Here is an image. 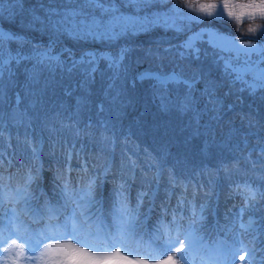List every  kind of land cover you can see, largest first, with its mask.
Instances as JSON below:
<instances>
[{
    "label": "trees",
    "instance_id": "obj_1",
    "mask_svg": "<svg viewBox=\"0 0 264 264\" xmlns=\"http://www.w3.org/2000/svg\"><path fill=\"white\" fill-rule=\"evenodd\" d=\"M173 4L184 7L178 0H157L143 10L127 4L118 6L122 13L142 16L152 12V16L168 12ZM66 6L61 0H22L21 4L3 0L0 28L23 32L25 37L47 45L49 32L39 24L35 31L25 30L24 25L33 15L43 17L49 8ZM95 15L101 14L97 10ZM256 22L264 23L259 19ZM251 23L246 19L237 25L226 16L220 20L205 18L203 23L187 25L182 32L152 23L138 34L121 37L111 45L90 38L78 41L69 35L52 37L57 39L56 51L70 49L77 58L88 50L115 53L122 46L130 48L132 51L125 61L128 81L145 70L168 72L179 66L186 73L200 72L205 80L219 85L215 95L224 107L213 113L212 105L207 104L208 110L202 111L199 117L202 135L191 137V114L161 113L150 81L137 82L132 88L123 77L113 80L106 62L100 61L95 81L89 85L87 106L82 107L79 123H75V118L70 121L68 116L75 110L77 99L86 95L77 87L82 77L79 74L69 77L57 71L56 87L49 90L42 106H33L34 98L28 95L25 83L26 66L21 65L16 69V83L5 88L0 102L5 113L0 138V178L5 190L10 191V185L13 190L27 186L29 200L46 216L48 197L52 196L48 189L58 184L56 190L60 191L61 176L74 189H82L89 180H95L96 204L102 205L103 216L111 221L112 213L118 211L121 202L138 212L140 227L144 225L145 216L150 226L159 228L161 224L171 223L174 214L182 217L181 223L187 227L195 213L196 217L203 216L194 225L203 240H215L221 234L217 225L226 219H235L240 224L229 233L236 237L244 259L248 264L249 260L252 264L263 262L264 199L239 204L236 212L225 204L232 195L247 193L245 184L264 191V152H261L264 148V90L255 94L242 90L245 85L233 82L225 63L243 67L245 57L236 60L229 46L221 52L206 39L210 32L264 44L262 35L245 34ZM189 37L199 49V59L194 55L180 59L176 54L179 45ZM10 47L15 50L17 45L12 43ZM28 48L25 46L24 50ZM63 58L67 59V53ZM250 59L264 66L261 65L264 55L256 54ZM110 82L115 85L111 91ZM196 87L203 89L204 84ZM65 88H71L72 95L65 96ZM121 88L126 89L125 96L118 95ZM171 95L174 97L176 93ZM125 100L131 103H122ZM206 103L207 98H201L198 107L204 110ZM101 104L103 112L98 107ZM245 115L248 118L242 119ZM60 121L75 124V127H61ZM36 146L39 151L34 157L32 149ZM160 164L163 173L157 183L153 177L159 175V171H154V167ZM169 174L179 183L169 185ZM29 175L36 177L31 184H27ZM42 185L48 196L41 191L37 197ZM144 193L147 195H142ZM22 202L19 200L15 208L18 217L24 220L20 212ZM242 208L245 209L243 214ZM249 220L253 221V226L240 227L241 223L247 226Z\"/></svg>",
    "mask_w": 264,
    "mask_h": 264
},
{
    "label": "snow or ice",
    "instance_id": "obj_2",
    "mask_svg": "<svg viewBox=\"0 0 264 264\" xmlns=\"http://www.w3.org/2000/svg\"><path fill=\"white\" fill-rule=\"evenodd\" d=\"M14 2L21 4L22 0H14ZM155 2L157 0H61L63 5H67L66 7L49 8L43 17L33 15L32 19L24 25L25 30L35 31L37 30L36 25L39 24L46 32H49L50 39L47 45L25 37L23 32L0 28V102H2L5 88L16 83V69L21 65L26 66L25 83L28 95L34 98L33 106H42L49 90L56 87L55 73L57 71L69 77L79 74L82 79L77 87L82 89L86 95L77 99L75 110L68 116V120L75 118V123H79L80 111L88 103L89 85L95 81L99 62L105 61L112 72L113 80L123 77L132 88L136 87L137 82L150 81L153 98L159 101L157 106L160 112L191 114L192 123L189 126L192 131L189 135L191 137L202 135L199 117L202 111L208 110L207 104L212 105L210 110L213 113L222 111L224 107L215 95L219 85L205 80L202 73L197 71L186 73L178 66L168 72L145 70L128 81V65L125 61L132 50L126 46L120 47L115 53L84 51L79 58L70 49L56 51L57 39L52 37L59 38L62 35H69L78 41L90 38L93 41L111 45L121 37L136 35L143 26L138 20L122 13L118 5L127 4L143 10ZM230 3L233 6L251 10L237 14L229 9ZM2 4L3 0H0V5ZM183 6L181 8L173 4L163 17L158 15L150 22L182 32L191 23H203L205 18L220 20L226 16L235 21L237 25L243 24L246 19L251 21L245 34L255 35L258 30H261L260 34L264 35V23L256 22L257 19L264 21V0H208L207 8L199 12L190 11L186 4ZM185 8L189 11L185 12ZM97 10L101 14L99 17L95 15ZM191 13H196V15ZM2 19L3 17L0 16V20ZM177 20L181 23L177 24ZM216 38L224 45L230 46L234 59L239 60L240 56L245 57L243 67L225 63V70L228 75L232 76L233 82L245 85L242 90H247L249 94L264 90V66H258L250 59L256 54L264 55V44L230 35H216ZM12 43L17 45L15 50L10 47ZM25 46H29L27 51L24 50ZM224 50L222 48L220 51ZM65 53H67V59L63 58ZM176 54L180 59L191 55L199 59V49L191 37L179 45ZM29 64L30 67H27ZM261 65H264V60L261 61ZM249 76H251V81H249ZM201 83L204 84L203 89L197 88L196 86ZM114 86L110 82L109 91ZM72 91L71 88H65L64 95L70 96ZM172 92L176 93L174 97L171 95ZM118 95L125 96L126 89L121 88ZM201 98H207L204 110L198 107ZM122 103L130 104L131 101L125 100ZM98 107L101 112L104 111L102 104ZM4 117L5 113L0 108V138L3 137ZM216 118L219 119V115ZM245 118L248 117L246 115L242 117V119ZM60 123L61 127H75V124H65L64 121ZM251 125L252 121L249 119V126ZM105 131H108L107 126H105ZM0 147H2V139H0ZM38 151L39 146L32 149L34 157ZM261 152H264V148ZM8 163L10 164L11 161L9 160ZM154 171H159V175L153 177L158 183L163 173V165L154 167ZM35 178L29 175L27 184H31ZM61 180L63 187L58 194L59 199L56 205L48 206L47 223L43 230L34 234L35 240H33L27 228L21 230L15 223V209L9 208L8 212H4V205L11 204L14 198H18L17 203L19 200H23L25 204L28 203L31 197L27 186L24 189L6 191L3 180L0 178V212L3 213L0 215V264H148V259H143L141 256L153 258L152 252H133L130 248L131 242L139 243L143 240L136 210L128 209L126 203L121 202L111 224L103 226L91 211L96 203L94 198L96 181L89 180L84 188L74 189L63 180V176ZM168 183L175 186L179 181L169 174ZM243 187L248 193L245 196L246 205L258 198L264 199V191L247 184ZM142 195H147V193ZM244 211L245 209L242 208L241 214ZM5 217H9L7 223H5ZM193 217H190L192 222L185 227L181 223L182 217L174 214L169 225L161 224L149 237L151 242L149 247L155 245L159 250L161 258L158 259L157 264H181V262L183 264H234V257L239 250L233 249L223 241L211 250L205 249L202 237L198 235L199 229L194 226L203 219V216L196 217L193 213ZM251 225L252 221L249 220L247 226L241 223L240 227L250 228ZM243 258L240 256L241 260ZM249 264H252L251 260Z\"/></svg>",
    "mask_w": 264,
    "mask_h": 264
},
{
    "label": "rangeland",
    "instance_id": "obj_3",
    "mask_svg": "<svg viewBox=\"0 0 264 264\" xmlns=\"http://www.w3.org/2000/svg\"><path fill=\"white\" fill-rule=\"evenodd\" d=\"M184 11L185 12H188L189 10L188 9H185ZM151 13H148V14H145V15H142V16H135V15H132V14H127V13H124V14L127 15V16H129V17H131V18H133V19H135V20H138L139 23H140V25L143 26L140 29H144V28H149L150 27V25L152 24L150 21L153 18H155L158 15L161 16V17H163L164 14L166 13V11L165 12H162V13H156V14L150 16ZM191 14L192 15H196V13H191ZM180 22H181L180 20H177L176 21L177 24H180ZM169 23H171V20H169ZM260 33H261V30H258L256 34L261 35ZM216 35H214L213 33L207 32L206 39L213 46H215V47H217L219 49H222V48L224 49L226 45H224L220 40H218L216 38ZM262 36L264 37V35H262ZM239 67H242V66H239ZM56 186H58V184H55V185L52 186V188H50V192L51 193L54 192V190L56 189ZM246 195H247L246 193H244V194H238L237 196H233L232 198H230V200H228L227 203H226L227 208L235 211L237 205H239L240 203H244L245 202V196ZM58 199H59V195L56 193L55 196L52 197L49 200V205H56ZM15 204L16 203H13V205H15ZM10 207H11V205L8 204V203H6L4 205V212H8V210H9ZM23 208L26 209V215H25L26 218H29L30 221L34 222V226H32V227L26 226L25 223L22 220H20V219L17 218V215H16L15 223L17 225H19V227L21 228V230H23L24 228H27L28 229V234L29 235H32L33 236V240H35V235L34 234L37 231H40V230H43L44 229V227H41V228L39 227V223H42V221L44 220L43 215L39 211V208L37 206H33V205L29 204V203H27V204L24 203ZM91 211H92L93 215L98 218V220L100 221V223L103 226H108V225L111 224L112 221L109 218L103 217L104 209H103V207L100 204H96L95 203V205H93ZM114 214H113V216H114ZM0 215H3V213L0 212ZM8 218L9 217H5V223H7ZM112 219H113V217H112ZM236 224H239V222L236 221V220H234V219L231 220V221H227L226 220L224 222H221L218 225V228H219L221 234H219L216 237L215 240H208V239L203 240V238H202V243H203L205 249L211 250L219 242H221V241L226 242L233 249H238L239 250L237 252L236 256L234 257V264H248V262L244 258L242 260L240 259V256H243L244 257V255L242 253H240L242 251L240 249V246H239L237 240L236 239H233V240L229 241L228 239H226V236L228 235V232H226V229L227 230H230ZM253 225L254 224L252 223L251 226H253ZM142 228L143 227L140 228V235L143 237V240L141 242H139V243L136 242V241H134L133 243H131L130 244V248L132 246L131 250H133L134 252H137V251H139V252L150 251L152 253L155 252V254H159V250L156 249V246L155 245H151L149 247V245L151 244V242L149 240V237L155 233V230L157 228H151L149 225H146L143 229ZM5 235H7V233H5ZM53 242H55V241H53ZM185 244H187V241H185ZM143 250H145V251H143ZM181 255H183V253H181ZM141 258L148 259V264H157L158 259H160L161 257L159 256L156 259H152V258H149L147 256H141ZM181 264H183V262H181ZM263 264H264V262H263Z\"/></svg>",
    "mask_w": 264,
    "mask_h": 264
},
{
    "label": "clouds",
    "instance_id": "obj_4",
    "mask_svg": "<svg viewBox=\"0 0 264 264\" xmlns=\"http://www.w3.org/2000/svg\"><path fill=\"white\" fill-rule=\"evenodd\" d=\"M181 4H186L188 9L193 12H199L203 9L207 8L208 0H178ZM229 9L237 14L243 11H249L251 9H243L239 6H233L231 3L229 4ZM214 10V9H212Z\"/></svg>",
    "mask_w": 264,
    "mask_h": 264
}]
</instances>
